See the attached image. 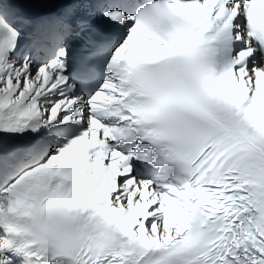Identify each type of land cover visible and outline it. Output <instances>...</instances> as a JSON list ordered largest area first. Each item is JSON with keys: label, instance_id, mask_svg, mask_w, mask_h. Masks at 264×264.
Instances as JSON below:
<instances>
[{"label": "snow or ice", "instance_id": "snow-or-ice-1", "mask_svg": "<svg viewBox=\"0 0 264 264\" xmlns=\"http://www.w3.org/2000/svg\"><path fill=\"white\" fill-rule=\"evenodd\" d=\"M56 3L0 0V264H264V0Z\"/></svg>", "mask_w": 264, "mask_h": 264}]
</instances>
